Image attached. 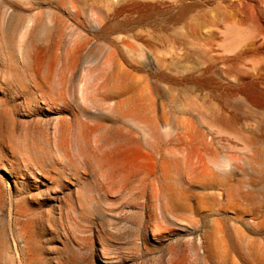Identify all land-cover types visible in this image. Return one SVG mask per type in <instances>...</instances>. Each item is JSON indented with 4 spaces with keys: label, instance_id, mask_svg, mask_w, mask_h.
Returning <instances> with one entry per match:
<instances>
[{
    "label": "rangeland",
    "instance_id": "374dc122",
    "mask_svg": "<svg viewBox=\"0 0 264 264\" xmlns=\"http://www.w3.org/2000/svg\"><path fill=\"white\" fill-rule=\"evenodd\" d=\"M75 4L73 19L67 0H0V78L8 72L20 89L0 91V100L10 104L8 118L22 126L24 144L21 152L14 151L0 135V161L12 167L18 181L14 187L0 171L4 217L17 194L41 204L44 217L35 238L45 264H264V0ZM29 16L42 21L21 38L18 51L17 31ZM133 35L136 39H129ZM53 39H87L71 74L64 71L61 87L71 93L84 83L100 96L110 94L106 105H83L69 94L65 111L51 102L58 98L60 74ZM109 42L120 47L122 56L110 55L113 45H103ZM159 72L177 79H161ZM240 73L256 82L261 106L227 96L226 87H198L192 80L210 75L227 85ZM33 82L52 92L46 97L38 92L27 103L21 91ZM72 113L79 120L55 138L52 117L67 119ZM132 117L140 119L138 128ZM224 117L229 128L213 122ZM196 134L260 139L252 153L227 152L252 157L248 170L240 160L221 165L227 176L220 178L241 180V191H250L247 198L233 191L215 196L222 189L204 188L203 172L188 180L175 170L173 158L185 150L166 139ZM138 135L139 148L133 144ZM54 141L64 149L53 150ZM57 199L62 220L54 211ZM2 227L0 221V255L8 242L25 263L32 257L25 241L16 234L9 239Z\"/></svg>",
    "mask_w": 264,
    "mask_h": 264
},
{
    "label": "bare ground",
    "instance_id": "6f19581e",
    "mask_svg": "<svg viewBox=\"0 0 264 264\" xmlns=\"http://www.w3.org/2000/svg\"><path fill=\"white\" fill-rule=\"evenodd\" d=\"M67 3H68L70 11L72 12V16L74 19V17H76L75 0H67ZM5 10H6V8H5ZM178 16H179V18L184 16V10L183 9H181ZM46 17L48 18V17H50V15L46 14ZM140 17H141V15H140ZM140 17L138 19H140ZM41 21H42L41 19L36 20L35 16L34 17L29 16L28 19L19 26V31H17L18 39H16L18 51L20 50L21 42L24 40L21 38L24 37V35L32 27L33 24L35 27ZM54 26L58 28L56 35L59 37L58 33H61L60 32L61 30H60V27L56 21L54 23ZM93 26H95V27L97 26V22L95 20H93ZM113 27L116 28L117 26L115 24H113L112 28ZM131 38L134 40L136 39V37H134V35L129 37V39H131ZM120 42L122 44L123 39H121ZM87 44H88L87 39H53V41H52V48L54 50V53H53L54 59L60 60V66H59L60 74L58 76V81L56 84L57 85L56 94H57L58 98L52 99L51 102L57 103L58 109L60 111L67 110L68 102L66 101V98H65L66 94H69L70 97L78 96L79 99H81L84 102V104L82 103L83 105H88V102H89V104L92 105V107H94L96 104H99V103H102V104L105 103V105H106L107 100L110 99V96H111L110 94H104L103 96H100L95 91V89H89L86 86H84L83 85L84 83L82 81L81 82L83 84L79 83L82 85H78L79 87H77V90L75 92L70 93V92H68L67 89H64L61 87L62 76H64L63 75L64 71L67 70V72L69 74H71L74 66L76 65V63L80 57V53L86 49ZM103 45L104 46L106 45L105 47H109L108 49H111V46L113 45L114 48L111 50L110 55L117 52L122 56V50L120 49V47L118 45H116V44L114 45L110 42L109 43H103ZM110 55H106L104 57L105 63H107V61L110 60ZM56 67H57V65H56ZM209 70H210V66L204 70V74L209 72ZM164 72H159L158 77L161 79H172L173 81H176L177 78L176 79L173 77L171 78L170 75H168L167 73H164ZM7 73L8 72L3 74L4 80H2L0 78V91L3 92L4 90H6L8 93L13 92L15 94L20 89L16 85V80L14 78H10V75H8ZM84 78L85 77H83V79ZM192 80L196 83V85L198 87H210V88L216 89V90H219L223 87H226V88L230 89V92L227 93V96H232L233 98L235 97L236 99L240 96L241 97L243 96V98H244L243 101L247 102L250 107L261 106L262 102H260V98H262V95H261L260 91L256 88V82L251 81L248 74H246V73L238 74L237 76L234 77L235 82L234 83H226L227 85H223L222 83H220V80H217L210 75H205V76H202L201 78H194ZM17 81H19V80H17ZM78 82H80V81H78ZM85 85H87V84L85 83ZM92 87H94V86H92ZM198 87H197V89H198ZM88 89L90 90L91 96H92L91 97L92 100H91V98H89L90 99L89 101L86 98L87 94H85L88 92ZM21 92H22L24 98L26 99V102L31 103V101H32L31 97H33L35 94L40 92V94L43 97H46V96L50 95V92H52V89L42 88L39 84H37V83L34 84V82H33V86L25 87ZM121 95H122V93L119 96H121ZM208 95H210V93H208ZM227 96H225V98ZM73 99H74V97H73ZM119 100H120L119 104H122L123 99L120 98ZM82 101H80V102H82ZM85 103H87V104H85ZM9 105L10 104L8 102L6 103L3 99L0 100V135H2V138L10 144V148L12 150L17 151V152H21L24 148V144L20 140L23 137L22 136L23 135L22 126H20L19 123L14 122L15 120L11 121L8 118V114L11 111ZM11 106H13V105H11ZM91 109L93 110L94 108H91ZM224 118L225 119L219 118L217 120H214L213 122L216 123L220 128H223V126L220 125L221 123L224 124L225 127L229 128L230 120L226 117H224ZM126 119H127V117H126ZM78 120H79V118H78V115L76 113H72V116L67 118V119H65L59 115L58 116L54 115V117H52V121H53V129L52 130L54 133L53 136L56 138L59 131L60 132L63 131V129L66 128L67 126L69 128L73 127L74 122L78 121ZM132 120H133V124L138 128V125L140 124L139 123L140 119L137 117H134V118L132 117ZM233 121L235 124H237V123H239L240 120L237 116L234 115ZM71 131H72L73 140H75L76 139V132L74 129ZM232 137H233V139L232 138L229 139V138L217 137L214 135L208 136V135H204V134H196V135H190V136L172 137V138H169L166 140H167L168 144L175 145L176 147L182 148L183 150H185V153H182L181 157L173 158V166H174L175 170H177V172H179L182 176L184 174L185 178H187L188 180H193V177H194L193 175L195 173H197V171H201V172H203V175L207 176V180L202 181V184H204V188L211 189L213 187H221L222 192L217 193V194L215 193V196H220V195L228 196L233 191L238 197H246L247 198L248 195L250 194V191H249V189L241 191V189H240L241 185H242L241 180L239 181L237 178H234L233 182H232L231 180L229 181V180H224V179L220 178L222 176H227L226 171L221 168L222 167L221 165H223V163H226L231 159L238 160V161L240 160L242 163L245 164V166L247 168L246 170H248L249 167L251 166V163H252V157H247V156L238 157L235 154H228L227 152L233 151V150L236 152H242L241 150H244V151H247L249 153H252L254 150V145L257 144L260 141V139L248 138L246 136L240 137L237 135H234ZM161 140H163V139H161ZM92 141H93V139H92ZM94 142H96V141H94ZM99 143H100V141H99ZM117 144H119V143H117ZM133 144L137 148H139L141 146L142 139L139 135L136 137H133ZM52 145H53V150H57V149L63 150L64 149V145H62V144L58 145L56 143V141H54V143ZM218 147H220V149ZM106 148H107V145H106ZM124 150H125V148H124ZM163 165H165L164 161H163ZM11 168L12 167L7 165L4 161L3 162L0 161V171L3 172L4 174H7L10 177V179H11L10 181L13 183V186L15 187L18 184V181H17L15 175L13 174V171ZM231 172H232V170L229 171V173H231ZM37 173L40 174L41 172L37 171ZM200 174L201 173L199 172V175ZM95 176H97V178L100 179L101 181L103 180L100 175H95ZM166 177L169 178V176L167 174L163 176L164 179ZM9 190H10V188H9ZM208 194H211V193L208 192ZM36 196H38V194ZM9 204H10L9 209L7 210V215H5V217L3 215L4 209L0 206V216L2 215L0 217V221L3 225L2 229L5 233L7 232V234L9 235V237H8L9 239L14 238V235L16 234L20 237V239L24 240L25 246L27 247L28 251L31 253L32 257H30L24 263L22 261L21 257L19 256L20 255L19 251H17V249H16L14 251V253L11 252L12 250H10V244L7 242L5 244V248L3 250V255H0V264H45V262H43V253L40 250V246H39V244L35 238L37 232L39 231L38 230V220L40 218L44 217V209L42 208L41 204H38L36 201L32 200L30 198L29 194L26 195L24 193H22L20 195L17 194L15 199L11 200ZM53 206H54V211L56 213V217L59 220H62L64 210L61 206L60 200L57 199L54 202ZM179 207H183V206H179ZM184 207H185V205H184ZM173 208L174 207H172V209ZM175 208H176V206H175ZM62 229L66 230V227L64 226V227H62ZM14 241H15V239H14ZM11 246H12V244H11ZM70 260H71V258H70ZM71 262H73V257H72Z\"/></svg>",
    "mask_w": 264,
    "mask_h": 264
}]
</instances>
